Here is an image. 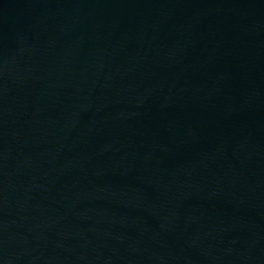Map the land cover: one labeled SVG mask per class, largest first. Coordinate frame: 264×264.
Returning a JSON list of instances; mask_svg holds the SVG:
<instances>
[{"label":"water","instance_id":"water-1","mask_svg":"<svg viewBox=\"0 0 264 264\" xmlns=\"http://www.w3.org/2000/svg\"><path fill=\"white\" fill-rule=\"evenodd\" d=\"M0 264H264V0H0Z\"/></svg>","mask_w":264,"mask_h":264}]
</instances>
